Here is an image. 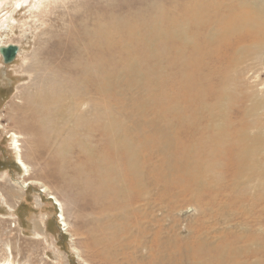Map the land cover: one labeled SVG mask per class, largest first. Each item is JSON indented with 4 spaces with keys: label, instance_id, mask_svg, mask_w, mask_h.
Segmentation results:
<instances>
[{
    "label": "rangeland",
    "instance_id": "374dc122",
    "mask_svg": "<svg viewBox=\"0 0 264 264\" xmlns=\"http://www.w3.org/2000/svg\"><path fill=\"white\" fill-rule=\"evenodd\" d=\"M201 1L0 0V47L16 45L20 48L18 57L10 64H4L0 56V264H146L154 251L152 242L157 231L162 237L176 236L182 249L205 236L215 242L217 239L213 237L221 235L219 232L224 229L239 233L246 230L244 226L228 227L231 224L226 221L219 224L217 219H255L251 204L256 194L264 192V163L260 164L264 161V145L254 155L256 168L253 174H245L248 177L244 175L239 179L234 170L222 164L212 172L207 169L212 162L209 156L213 161L217 157L211 150L213 145L209 144L213 137L239 135L242 143H237L243 148V143L250 147V141L245 138L258 134L263 140L259 143L264 144V50L253 51L249 42L233 45L231 49L225 45L233 43L222 44L220 56L213 55L204 65L200 63L204 80L200 99L191 100L186 91L179 94L182 66L193 55L192 46L199 44L202 32L196 34L193 25L188 30L192 22L176 14L186 12L192 17ZM206 2L208 5L213 0ZM233 2L221 0L225 12L235 4ZM109 24L114 30L110 44L100 40L92 46L90 37L96 27ZM153 24L171 38L155 42L152 34L158 27ZM181 30L188 31L183 34ZM176 32L181 33L179 37L175 36ZM179 50L183 51L184 58L176 57ZM162 54L168 57H159ZM134 55L137 60L133 59ZM134 61L143 78L140 82L136 81L135 71L125 68ZM175 98H182L181 108L189 116V122L176 120L172 132L179 127L184 134L180 131L170 145L164 142L162 155L152 147L158 138L153 141V150L147 153L144 149L149 144L135 141L128 144L131 149L143 150L137 157H140V171L146 174L141 178H146L147 191L140 199L131 188V176L125 183L120 178L118 183L108 172L109 165L114 163L112 158H108L103 170L97 173L93 160L89 159L109 152L111 138L108 141L110 135L103 129L106 125L130 126L140 119L146 120L141 130H148L153 114L156 118L163 110L161 107ZM143 103L148 104L151 111L142 110V117L138 115L141 113L138 107ZM165 118L170 121L168 116L160 121L168 125ZM245 122L248 123L242 131ZM256 122H260L259 128L254 126ZM224 126L226 131L220 133ZM118 127L123 139V128ZM13 134L18 137L15 140L20 145L18 150L26 170L16 163ZM116 150L119 156L125 153L124 149ZM181 151L182 156H175ZM174 156L180 161L175 162ZM122 167H118L121 173ZM216 191L225 194L223 198L213 195ZM259 209L262 222L264 203ZM138 216L146 224L142 234L127 225L130 221L135 225L134 219ZM242 223L247 229L252 226L251 221ZM198 225L206 231L196 230ZM133 230L137 232L132 233ZM138 234L142 237L139 241L134 238L139 237Z\"/></svg>",
    "mask_w": 264,
    "mask_h": 264
},
{
    "label": "bare ground",
    "instance_id": "6f19581e",
    "mask_svg": "<svg viewBox=\"0 0 264 264\" xmlns=\"http://www.w3.org/2000/svg\"><path fill=\"white\" fill-rule=\"evenodd\" d=\"M194 1V0H193ZM233 1V0H231ZM227 2V1H225ZM235 4L229 9V11L225 12V6L223 3H221V0H213L212 3L207 5L206 0H202L198 5H197V10L195 11V9L192 12V17L188 16L186 14V12H178L176 14V16L181 15L182 19H188L192 22V24L190 26V29L193 28L195 29V33L199 34L202 32V35H208V36H202L199 38L198 36V41L199 44L196 45L195 47L192 46V48H194L193 50V55L187 60V62L182 66V73L179 77V83H180V93L179 94H183L184 91H186V95H188L190 98L193 99H200L201 95H202V83L204 80H202V74L199 70V66L200 63H202L204 65L205 61L207 59H209L211 56H220L221 50L220 47L222 44L224 43H233L230 45H225L228 46L230 49L232 48L233 45H239L242 44L243 42H249L250 45L253 46V51L255 52H262L264 50V0H234ZM233 2V3H234ZM191 3V2H190ZM168 4V3H167ZM187 4L188 3H184ZM227 5V4H226ZM176 6V5H175ZM166 7V6H165ZM174 8V6H173ZM172 8V10H173ZM193 8V7H191ZM196 8V7H195ZM168 9V8H166ZM154 10V9H153ZM165 11V9H163ZM157 11V10H156ZM184 11V10H183ZM192 11V10H191ZM170 12V11H168ZM172 12V11H171ZM188 12V11H187ZM155 13V12H154ZM161 13V12H160ZM168 14V13H167ZM173 14V13H172ZM189 14V13H188ZM216 14V15H215ZM162 15V14H161ZM170 15V14H169ZM158 16V15H157ZM154 16V17H157ZM110 17V16H109ZM136 17V16H135ZM149 17V16H148ZM167 17V16H166ZM158 18V17H157ZM160 18V17H159ZM162 18V17H161ZM122 20V19H121ZM124 20V19H123ZM131 21V20H130ZM111 22V21H110ZM119 22V21H118ZM159 22V21H158ZM105 23V22H104ZM131 23V22H130ZM140 23V22H139ZM150 23V22H149ZM172 23V22H171ZM186 24V23H185ZM154 26H157L156 24H153ZM163 25V24H162ZM169 25V24H168ZM177 25V24H176ZM193 25V26H192ZM150 26V25H149ZM183 26V25H180ZM86 27V26H85ZM93 27V26H91ZM131 27V26H130ZM129 27V28H130ZM139 27V26H138ZM151 27V26H150ZM158 28H155L153 31L152 36L155 37V42H157V40H166L169 39L171 37H169V33H167L166 35H164V31L163 29L159 28V26H157ZM113 27H111V24L107 25V26H102L99 25L96 27L95 33L90 37V44L92 45L94 42H99L100 40H102L103 42H107L110 44V40H112V35L114 33V30L112 29ZM128 28V29H129ZM139 29V28H138ZM120 30V29H119ZM152 30V29H151ZM188 30H181L179 32H182L183 34H185ZM90 31V30H89ZM130 32V31H129ZM176 32V37L180 36L181 33ZM117 33V31H116ZM115 33V34H116ZM132 33V32H130ZM174 33V32H173ZM151 34V33H150ZM118 35V34H117ZM131 36V35H130ZM190 36H192L190 34ZM121 37V36H120ZM141 37V36H139ZM184 37V36H183ZM189 37V36H188ZM187 38V37H186ZM181 39V38H180ZM192 39V38H191ZM178 40V39H177ZM185 40V39H184ZM101 42V41H100ZM102 42V43H103ZM129 43V42H128ZM126 43V44H128ZM189 43V42H188ZM195 43V42H194ZM192 44V43H190ZM213 44V45H211ZM94 45V44H93ZM92 45V46H93ZM130 45V44H128ZM215 45V46H214ZM8 46V45H5ZM125 46V45H124ZM168 46V45H165ZM189 46V45H188ZM111 48V47H110ZM153 48V47H152ZM224 48V47H223ZM180 49V48H179ZM182 49V48H181ZM152 51V49H151ZM155 51V50H154ZM109 53V52H108ZM159 53V52H158ZM108 56V55H107ZM150 57V56H149ZM159 57L162 58H166L168 57V55L166 54H162L159 55ZM176 57L178 59H181L183 57V51L179 50L178 53L176 54ZM127 58L126 54H125V59ZM184 58V57H183ZM134 60H137L138 57L137 56H133ZM128 63V62H127ZM174 63V62H173ZM137 61L133 62V65H128L125 68L127 69H131L133 71H135V73L137 74V79L136 81H141L143 80L140 72L137 70L139 69L138 66L136 65ZM87 65V64H86ZM137 67V68H136ZM204 69V68H203ZM90 73V72H89ZM172 80V79H171ZM135 81V82H136ZM169 81V80H168ZM175 81V80H174ZM96 82V81H95ZM108 82V81H107ZM134 82V83H135ZM163 84V83H162ZM230 84V83H229ZM232 84V83H231ZM130 87V86H129ZM158 88V87H157ZM223 88V87H222ZM221 88V90H222ZM226 87L224 86V89ZM220 89V88H219ZM227 89V88H226ZM220 90V92H221ZM223 91V90H222ZM225 91V90H224ZM227 91V90H226ZM208 93V91H207ZM218 94H220L218 92ZM83 95V94H82ZM210 95V94H209ZM215 96V95H214ZM230 96V95H229ZM247 96V95H246ZM218 97V95L216 96ZM219 97H221L219 95ZM237 97V96H236ZM210 98V97H209ZM215 98V97H213ZM226 98V97H225ZM256 98V97H255ZM86 99V98H85ZM182 98H175L173 99L172 102H167L166 104H164L161 108L163 110H161L157 117L155 118V114L154 118H149L150 120V124L148 127L146 128L148 130H141L146 123L145 121H135L136 123L132 124V125H127V124H118V126L123 128V133H124V138L121 139L118 131H119V127L118 126H114L112 125L111 127L109 125H106L105 128H103L106 132L109 133L110 136H108V141L109 138H111V145L109 146V152L104 153H98L95 157H89L88 154V158L89 161L92 159L93 160V164H95V169H97V173L100 174V172L103 170V163L108 159V158H112L114 163H111L109 165V171L113 177L116 178V180L118 181V183L121 181L120 178L124 179V183L125 180L131 176V180L132 181V189L135 191L136 195H138V199H140L147 191L146 186H144V181L146 180V178H141V177H146V174L144 173V170L140 171V166H139V159L140 157L137 156H141L142 152L139 150L137 151L136 148L131 149L130 145L128 146L129 142H138L141 144H149V147H146L144 150L147 153V151L150 150H157L159 155H162L163 152L161 150V145L164 142H168V145H170L169 143L173 140V138L178 137L180 131H182L179 127H177L175 129V133L172 132L173 129V124L174 122L180 121V122H187L188 121V117L185 115V113L183 112L182 108H181V102L180 101ZM212 99V97H211ZM216 99V98H215ZM251 100V97L249 98ZM191 100H185L190 102ZM206 100V99H205ZM219 100V99H218ZM222 101V100H221ZM261 101V100H260ZM215 102V101H214ZM213 102V103H214ZM225 102V101H224ZM223 103V102H221ZM243 103V102H242ZM263 103V102H262ZM205 104V103H204ZM211 104V102H210ZM215 104V103H214ZM256 104V103H255ZM216 105V104H215ZM253 105V104H252ZM264 107V104H262ZM212 106V105H211ZM231 106V105H230ZM202 107V106H201ZM233 107V106H232ZM257 107V106H256ZM260 107V106H259ZM262 107V108H263ZM48 108V107H47ZM135 108V107H134ZM139 111L141 112L140 114L138 113V115L140 116H144V114L142 113V110H148V104L143 103L140 104V106L138 107ZM203 108V107H202ZM244 108V107H243ZM248 108V107H247ZM253 108V106H252ZM197 109V108H196ZM200 109V108H199ZM211 109V108H210ZM209 109V110H210ZM198 110V109H197ZM204 110V109H203ZM194 111V110H193ZM213 111V109H212ZM242 111V110H241ZM251 111H253V109H251ZM146 112V111H144ZM206 113V111H204ZM210 112V111H209ZM217 112V111H216ZM240 112V111H239ZM238 112V114H239ZM215 113V112H214ZM221 113V112H220ZM219 113V114H220ZM226 112H224L225 115ZM235 113H237V111H235ZM255 113V112H254ZM137 114V113H136ZM217 114V113H216ZM253 114V112H252ZM251 114V115H252ZM104 115V114H103ZM201 115V113L199 114ZM205 115V116H204ZM210 116V114H208ZM53 116V115H52ZM57 115H54L53 118H55ZM132 116V115H131ZM130 116V118H131ZM151 116V115H150ZM164 116H168L170 118V121L166 120V118L164 119V121H168V125H164L160 120H163L162 118ZM204 117H206V114H203ZM60 117V116H59ZM116 117V116H115ZM235 117V116H234ZM240 117V116H239ZM254 117V116H252ZM145 118V117H144ZM200 118V117H199ZM209 117H207L208 119ZM218 118V117H217ZM146 119V118H145ZM191 119V118H190ZM206 119V118H205ZM220 119V118H219ZM104 120V119H102ZM108 120V119H107ZM148 120V122H149ZM203 120V119H202ZM212 120V119H211ZM200 121V120H199ZM198 121V122H199ZM218 121V119H217ZM222 121V119H221ZM220 121V122H221ZM255 121V120H254ZM147 122V123H148ZM189 122V121H188ZM203 122V121H202ZM201 122V124H202ZM209 122V121H208ZM226 122V121H225ZM249 122V121H248ZM247 122V123H248ZM109 123V122H108ZM206 123V122H205ZM213 123V122H212ZM217 123V122H216ZM245 122L244 128H242V131L245 129V126L247 124ZM105 124V123H104ZM184 124V123H183ZM207 124V123H206ZM214 124V123H213ZM212 124V125H213ZM236 124V123H235ZM241 124V123H240ZM260 122H256V124L254 126L258 125V128L260 127ZM90 125V124H89ZM102 125V124H101ZM200 125V124H199ZM215 125V124H214ZM238 125V124H237ZM190 126V125H189ZM207 126V125H205ZM254 126L251 128L253 129ZM201 127V125H200ZM199 127V128H200ZM208 127V126H207ZM232 127V126H231ZM93 125H92V129H93ZM187 128V127H186ZM185 128V130H186ZM202 128H204V126H202ZM209 128V127H208ZM208 128H206L208 130ZM221 128V127H220ZM249 128V127H247ZM188 129V128H187ZM212 129V128H211ZM214 129V128H213ZM212 129V131H213ZM227 127L224 126L223 130L220 133H224L226 131ZM189 130V129H188ZM187 130V131H188ZM200 130V129H199ZM197 130V131H199ZM241 130V129H240ZM247 130V129H246ZM204 130H201L200 132H203ZM211 131V130H210ZM217 131V130H216ZM220 131V130H218ZM183 132V131H182ZM185 132V131H184ZM183 132V134H184ZM189 132V131H188ZM196 132V131H195ZM208 132V131H207ZM241 132V131H240ZM206 133V132H205ZM215 133V132H212ZM198 134V133H197ZM204 134V133H203ZM217 134V133H216ZM194 135V134H192ZM201 135L202 134H198ZM205 135V134H204ZM207 135V133H206ZM221 136L219 137H213V139L210 141L209 144H212L214 148H212V152L213 153H217V157L216 159L213 161V158L209 156V159L212 161L210 162V164L208 163V172H212L219 164H222L223 166H227L228 168H231L232 170H234V174L236 175L237 178H242L245 174H251L252 171L254 170V168H256L255 166V162H254V155L256 154L257 150L263 148L262 145L264 144H260L259 142L263 141L260 139V137L254 136V137H247L245 138V140H249L250 141V147H247L248 144H244L243 143V148L240 147V144L237 142H241V140H239V135H236V137H230L229 135L227 136L226 134H220ZM14 137V141L13 144L14 145V151H15V160L16 163L24 170L27 169L26 164L24 163V161L21 159L20 156V152L18 150V147L20 146L18 144V141L15 139H18V137L13 134L12 135ZM152 136V137H151ZM186 136V135H185ZM191 136V134H190ZM213 136V135H211ZM210 136V137H211ZM216 136V135H215ZM261 136V135H260ZM123 137V136H122ZM151 137V138H150ZM183 137V136H182ZM203 137V136H202ZM246 137V136H245ZM158 138L157 143H155L156 145H153V141L154 139ZM181 138V137H180ZM185 138V137H184ZM196 138V137H195ZM244 138V137H243ZM194 139V137H193ZM200 139V138H199ZM107 140V139H106ZM181 140V139H180ZM192 140V139H191ZM189 141V140H188ZM209 141V140H208ZM243 141V140H242ZM155 142V141H154ZM187 142V141H186ZM109 143V142H108ZM175 143V142H174ZM183 143L184 140H183ZM189 143V142H188ZM242 143V142H241ZM139 145V144H137ZM174 145V144H173ZM171 145V146H173ZM177 145V144H176ZM183 145V144H182ZM181 145V146H182ZM134 146V144L132 145ZM148 146V145H147ZM151 146L153 147V149L151 148ZM167 146V145H165ZM170 146V147H171ZM187 146V145H185ZM230 146V147H228ZM83 147V145H82ZM106 147V146H105ZM169 147V146H168ZM178 147V146H176ZM180 147V146H179ZM191 147V146H189ZM124 149L123 152H125L122 155H118L117 154V150L116 149ZM174 148V147H173ZM182 148H184L182 146ZM181 148V149H182ZM197 148H199V145H197ZM241 148V149H240ZM87 149V148H86ZM180 149V148H179ZM180 149V150H181ZM100 150V149H98ZM171 150V149H170ZM87 151V150H86ZM92 151V150H91ZM90 151V152H91ZM103 151V150H102ZM165 151V150H164ZM182 151H184L182 149ZM182 151L177 153L175 156H182ZM88 152V151H87ZM121 152V151H120ZM207 152V151H206ZM263 152V151H262ZM260 152V153H262ZM166 153V152H165ZM174 153V152H173ZM120 154V153H119ZM167 154V153H166ZM111 155V157H110ZM170 155V154H169ZM209 155V154H208ZM173 157V160L175 162H179L180 159L178 157ZM261 156V155H260ZM264 156V155H263ZM170 158V157H169ZM183 158V157H181ZM87 159V160H88ZM145 159V158H144ZM253 159V160H252ZM261 159V158H260ZM91 160V161H92ZM162 160V159H161ZM167 160V159H166ZM164 160V161H166ZM194 160V159H193ZM192 160V161H193ZM259 160V159H258ZM163 161V160H162ZM263 164L264 161L261 160ZM109 162V161H108ZM111 162V161H110ZM161 162V161H160ZM190 162V161H189ZM260 162V161H259ZM145 163V162H144ZM106 164V163H105ZM166 164V163H165ZM171 164V163H170ZM260 164L258 165L260 167ZM108 165L105 166L106 168H108ZM123 166L124 170L121 173V171L118 170L119 166ZM143 165V164H142ZM199 165V164H198ZM263 166V165H262ZM104 167V169H105ZM122 167V169H123ZM144 167V166H142ZM167 167V166H166ZM165 167V168H166ZM188 167V166H187ZM186 167V168H187ZM203 168V167H202ZM218 168V167H217ZM144 169V168H142ZM175 169V168H174ZM193 169V168H192ZM121 170V169H120ZM195 170V169H194ZM221 170V169H220ZM154 171V170H152ZM151 171V172H152ZM206 171V173H207ZM224 171V169H223ZM156 172V171H155ZM261 172V171H260ZM107 173V172H104ZM161 173V172H160ZM169 174V171L167 172ZM172 173V172H171ZM183 174V172H181ZM193 173V172H192ZM214 173V172H213ZM219 173V172H218ZM232 173V172H231ZM259 173V171H258ZM264 173V172H263ZM97 174V175H98ZM151 174V173H150ZM167 174V175H168ZM180 174V173H179ZM197 174V173H196ZM212 174V173H211ZM253 174V173H252ZM200 175V173H199ZM259 175V174H258ZM152 176V175H151ZM161 176V175H160ZM180 176V175H179ZM187 176V175H186ZM193 176V175H192ZM196 176V175H195ZM198 176V175H197ZM213 176V175H212ZM216 176V174H215ZM214 176V177H215ZM248 177V175H245ZM262 176V175H261ZM168 177V176H167ZM177 177V176H176ZM202 177V176H201ZM211 176H208L207 178H209ZM218 177V176H217ZM155 178V177H154ZM196 178V177H195ZM234 178V177H233ZM255 178V177H254ZM253 178V179H254ZM257 178V177H256ZM259 178V176H258ZM264 178V177H263ZM122 179V180H123ZM148 179V177H147ZM167 179V178H166ZM199 179V178H198ZM197 179V180H198ZM204 179V178H203ZM212 179V178H211ZM185 180V178H184ZM206 180V179H205ZM234 180V179H233ZM244 180V179H242ZM241 180V181H242ZM248 180V179H247ZM257 180V179H255ZM264 180V179H263ZM262 180V181H263ZM156 181V179H155ZM162 181V180H161ZM178 181V179H177ZM176 181V182H177ZM180 181V179H179ZM182 181V180H181ZM196 181V179H195ZM152 182H154L152 180ZM151 182V183H152ZM175 182V183H176ZM185 181H183L184 183ZM205 182V181H204ZM260 182V181H259ZM123 183V184H124ZM170 183V182H169ZM168 183V185H169ZM182 183V182H181ZM182 183V184H183ZM167 184V181H166ZM172 184H174L172 182ZM203 184V183H202ZM119 185V184H118ZM128 185V184H126ZM158 185V184H157ZM175 185V184H174ZM178 185V184H176ZM210 185V182L209 184ZM214 185V184H212ZM236 185V184H235ZM122 186V185H121ZM196 186V185H195ZM237 186V185H236ZM235 186V187H236ZM243 186V185H242ZM241 186V187H242ZM182 187V186H181ZM198 187V186H197ZM212 187V186H211ZM233 187V186H232ZM258 187V186H257ZM123 187V191H124ZM188 188V187H187ZM262 188V187H261ZM110 189V188H109ZM108 189V190H109ZM121 189V190H122ZM168 189V188H166ZM180 189V188H179ZM208 189V187H207ZM213 189V188H212ZM235 188H233L234 190ZM170 190V189H169ZM232 190V191H233ZM240 190V189H239ZM129 191V190H128ZM131 191V190H130ZM199 191V190H198ZM201 191V190H200ZM238 191V190H237ZM241 191V190H240ZM99 192V191H98ZM114 192V191H113ZM133 193V191H131ZM168 192V190L166 191ZM210 192V191H209ZM229 192V191H228ZM102 193V191H101ZM120 193L125 196V193L120 191ZM127 193V192H126ZM129 193V192H128ZM201 193V192H200ZM213 192L210 193V197L215 195L218 198L222 197L223 193H221L220 191H216L213 195ZM235 193V192H234ZM238 193V192H237ZM246 193V192H245ZM103 194V193H102ZM101 194V195H102ZM193 194V193H192ZM241 194V192L239 193ZM255 194V193H254ZM100 195V196H101ZM108 195V194H107ZM128 195V194H127ZM126 195V196H127ZM166 195V194H165ZM203 195V194H202ZM238 195V194H236ZM253 195V194H252ZM120 196V195H119ZM130 196V194H129ZM241 196V195H240ZM243 197V196H242ZM101 198V197H100ZM128 198V197H127ZM216 198V199H218ZM223 198V197H222ZM52 199H55V197H52ZM105 199V198H104ZM145 199V198H144ZM246 199V195H244L243 197V202ZM115 200V199H114ZM113 200V201H114ZM126 200V199H125ZM129 201V199H127ZM112 202V201H111ZM122 203V202H120ZM174 203V202H173ZM264 203V192L262 194L259 193V195L256 194V196H254L253 200H252V204H251V211L254 213V217L255 219H217L218 223L220 224V222L222 221H226L228 224L231 225H227L228 227L237 225L238 228L240 226H244L246 228V230H243L239 233V231L236 232H232V230H225L223 232H219L221 233V235H217L216 238L217 241L215 240L212 241L211 238L209 239L208 236H205L203 239H196V241L192 242L191 244L187 245L186 248H182L180 249L178 246V241L176 239V236H172V235H168V236H164L162 237L160 232L157 231L156 233L158 234L154 241L152 242V248H153V252L151 251V255L149 256V261L146 264H186V262H188L187 264H264V219H262V222L260 220L261 218V209H259V206L262 205ZM130 204V203H129ZM153 204V203H151ZM169 204V203H168ZM201 204V203H200ZM132 205V204H131ZM154 205V204H153ZM121 206V205H120ZM127 206V205H126ZM220 206V205H219ZM133 207V206H132ZM149 207V206H148ZM120 208V207H119ZM128 208V206H127ZM142 208V207H141ZM153 208V207H152ZM118 209V208H116ZM137 209V208H136ZM218 210V209H217ZM222 210V209H221ZM220 210V212H221ZM127 211V210H126ZM129 211V210H128ZM244 211V208H243ZM243 211L241 212V214L243 213ZM134 212V211H133ZM223 212V210H222ZM109 213V212H108ZM132 213V211H131ZM125 215V214H124ZM127 215V214H126ZM244 215V214H243ZM257 215V216H256ZM217 216V215H216ZM129 217V216H128ZM127 217V218H128ZM133 217V216H132ZM245 217V216H244ZM119 218V217H118ZM138 218V219H137ZM137 218H135V225H132L131 221L127 223V225L129 226H133L136 229L140 230L139 233L142 234V231H144V228L146 226V224L143 223V221L140 219V216H138ZM131 220V219H129ZM229 220V221H228ZM145 221V219H144ZM242 221L244 222H249L251 221L252 226L250 227V229H247V227L245 226L246 224L242 223ZM103 222V221H102ZM146 222V221H145ZM106 223V222H105ZM205 223V222H204ZM116 224V223H115ZM122 222L119 224L121 225ZM199 224V223H198ZM223 224V223H222ZM203 225V224H202ZM205 225V224H204ZM203 225V226H204ZM212 225V224H211ZM215 225V224H214ZM218 225V224H217ZM113 226V225H112ZM117 226V225H116ZM107 227V226H106ZM120 227V226H118ZM124 227V226H123ZM162 227V226H161ZM207 227V225H206ZM214 227V226H211ZM218 227V226H217ZM127 228V227H126ZM237 228V227H235ZM237 228V229H238ZM121 229V228H120ZM163 229V228H162ZM196 230L198 229L199 231H206L203 227H201V225L197 226L195 228ZM217 229V228H216ZM215 229V230H216ZM112 229H110L111 231ZM208 230V229H207ZM221 230V229H220ZM114 231V230H113ZM124 230H122L123 233ZM168 231V230H167ZM212 231V230H209ZM132 233L137 232L135 230L131 231ZM197 232V231H196ZM213 232V231H212ZM215 232V231H214ZM111 232H109L110 234ZM119 233V232H118ZM202 233V232H200ZM216 233V232H215ZM205 234V233H204ZM213 234V233H212ZM133 235V234H132ZM139 235V234H138ZM154 235V234H153ZM197 235H199L197 233ZM196 235V236H197ZM126 236V235H125ZM129 236H131L129 234ZM155 236V235H154ZM195 236V235H194ZM203 236V235H202ZM212 236V235H211ZM215 236V235H214ZM134 237V236H133ZM158 237V239L156 240V238ZM136 238L138 241L139 239H141L142 237L139 235V237H134ZM99 241V239H97ZM147 240V239H146ZM151 240V239H150ZM95 241V240H94ZM111 244V243H110ZM94 245V244H93ZM93 247V246H92ZM129 247V246H128ZM131 247V246H130ZM139 248V247H138ZM130 249V248H129ZM149 249V248H148ZM166 249V250H164ZM170 249L172 250V252L168 253L167 250ZM134 250V249H133ZM146 250V249H145ZM192 253H190L191 251ZM133 252V251H132ZM136 252V251H135ZM149 253V252H148ZM137 253H135L136 255ZM142 254V253H141ZM108 256V255H107ZM146 257V256H144ZM143 257V258H144ZM148 258V257H147ZM128 260V259H127ZM139 261V260H138ZM131 263V262H130ZM140 263V262H139ZM138 264V263H137Z\"/></svg>",
    "mask_w": 264,
    "mask_h": 264
},
{
    "label": "water",
    "instance_id": "95a60500",
    "mask_svg": "<svg viewBox=\"0 0 264 264\" xmlns=\"http://www.w3.org/2000/svg\"><path fill=\"white\" fill-rule=\"evenodd\" d=\"M20 48L16 45L2 46L0 47V56L3 59L4 64H10L18 57Z\"/></svg>",
    "mask_w": 264,
    "mask_h": 264
}]
</instances>
